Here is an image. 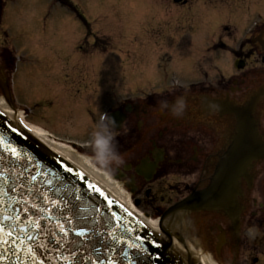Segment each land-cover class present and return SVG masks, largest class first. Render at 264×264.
Here are the masks:
<instances>
[{"label":"flooded vegetation","instance_id":"flooded-vegetation-1","mask_svg":"<svg viewBox=\"0 0 264 264\" xmlns=\"http://www.w3.org/2000/svg\"><path fill=\"white\" fill-rule=\"evenodd\" d=\"M139 7L134 17L137 31L124 25L125 21L120 26L124 31H134L135 38H141L146 30L149 37L141 44L148 47L157 33L170 42L181 34L191 43L199 40L201 24H219L218 42L210 50L225 54L226 66L212 61L206 72L198 62L195 70L201 71V76L189 84L172 80L161 85L159 92L146 93L140 88L154 86L156 77L143 74L140 52H136L139 60L130 70L121 52L107 51V38L93 36L86 15L77 8L47 6L40 12L41 20L35 17L28 31L31 39L42 37L45 46L41 41L38 54L47 55L53 62L54 72L65 82L67 102L83 107L76 136L86 138L90 123L98 130L92 140L113 133L118 158L98 153L132 192L133 200L152 205L171 200L169 205L209 183L219 157L236 132L235 116L210 110L205 97L228 100L233 105L257 97L252 115L264 139V0H141ZM234 24H241V29L238 31ZM5 50L0 49L3 81L10 73L13 76L8 66L15 61L13 51L5 55ZM148 53L154 54L155 60H171L166 50ZM146 77L152 81L144 83ZM106 78H110V84L103 82ZM114 81L127 91L118 93ZM102 95L109 102L96 103ZM178 99L183 101L179 113L174 110ZM110 113L116 115L105 120ZM157 150H162V157L154 159ZM145 162L150 166L146 168ZM240 186L235 212L220 209L187 216L191 241L208 263L264 264V159L253 162L248 180L241 178Z\"/></svg>","mask_w":264,"mask_h":264},{"label":"water","instance_id":"water-1","mask_svg":"<svg viewBox=\"0 0 264 264\" xmlns=\"http://www.w3.org/2000/svg\"><path fill=\"white\" fill-rule=\"evenodd\" d=\"M4 94L9 102L6 89H4ZM210 102L217 109L222 105L218 101ZM226 110L234 113L237 118V133L231 145L216 166L208 186L194 191L164 213V218H167V221L163 224L161 220V234L152 232L103 191L104 195H101L100 192L90 189L88 184L92 183L80 172L0 113V171H3L5 176H17L27 166L24 177H19L16 180V183L24 184V188H17L15 192H12L10 187L13 185V180L9 179L8 183H4L0 179V216L12 214L22 218L21 221L16 222L14 235L18 232L20 239L24 240L25 244L28 243L25 233H45L37 235V241L48 244L49 252L45 253L43 249H40L37 255L44 259L46 264H75V258L64 262L57 260L52 254V258L49 259L51 250L55 247V241L47 233L56 231L62 235L56 227L58 222L63 224L69 233L67 239L76 241L75 244H66L61 249L65 256L69 255V248L73 250L78 248V255L81 257L90 256L92 259L99 257L100 260L106 261L108 256H113L117 264H128V261L120 254L127 250L136 264H151V261L146 259V254L127 247L128 244L140 243L136 239L137 236H147L149 240L155 239L161 243L159 250L145 243L149 252L163 253L160 264H195V260L189 254L185 255L176 250L172 243V237H180V234L176 233V228L180 227L183 216L194 210L220 209L214 207L210 200L214 181L220 176L222 170L226 175L231 174L238 162L241 159H246V170L235 182L234 196L231 202L233 203L239 193L240 178L247 176L253 160L264 159V140L258 134L257 126L251 115L250 103L246 107H230ZM238 137L242 143L241 147H237L235 143ZM11 148L16 149L19 159L10 155ZM2 149H9V151L6 152ZM33 168H35L34 172ZM13 169H15L14 172ZM77 173H80L81 176H77ZM31 175H36L37 180L30 181ZM46 180L51 181V184L45 183ZM30 186L33 189L40 188L42 191H46L50 199L57 200V204L55 206L49 204L50 211L48 213H40L38 209H32L33 203L43 207L44 202L42 197L28 194ZM57 188L60 191H53ZM76 196H79L80 199L77 200ZM65 201L69 202V208H71L69 212H62ZM108 201H113V203L109 205ZM25 207L29 209L28 212L23 211ZM113 212L116 214L115 218H113ZM29 217L33 221L39 219L40 229L32 227ZM69 219L72 221L71 224L68 223ZM80 228H86L85 237L75 235V232ZM117 241L121 242L117 243ZM19 246L17 245V247ZM33 246L35 247V245ZM7 247H12V245H0V256L6 257L0 261V264H17V255L24 264H31V260L23 252L13 255L12 252H15V248L12 249V252H8L5 250ZM83 264H90V261L85 259Z\"/></svg>","mask_w":264,"mask_h":264},{"label":"rangeland","instance_id":"rangeland-1","mask_svg":"<svg viewBox=\"0 0 264 264\" xmlns=\"http://www.w3.org/2000/svg\"><path fill=\"white\" fill-rule=\"evenodd\" d=\"M68 1L82 12H85L86 21L93 36L98 37L100 40H102L101 37L109 40L110 46L107 51L113 50L123 54L130 70H132V63L139 60V58L136 59V52H140L139 54L144 63L140 66L143 74L156 77V80L152 82L155 87L140 88L145 90L146 93L159 92L161 85H164L165 82L170 83L172 80L189 84L201 76V71L195 70L198 62L201 64V69L206 72L210 71L209 63L212 61L217 62L219 66H226L227 64L228 60L225 54L210 50L212 45L218 42L221 31L219 24L211 23L210 21L201 24L197 30L199 40L191 43L188 37L184 38L181 34H178L176 39L170 42L165 40L161 33H157L148 47L141 44V41H147L146 39L149 37L146 34V30L141 35V38L133 36L135 34L134 31H137L138 27L135 18L126 17L124 24L128 28H133L134 31H128L127 29L124 31L120 26V22H124L123 16L127 14L128 16H133L134 12H139L138 8H140L141 0ZM2 2L3 0H1ZM4 2L5 6L0 22V49L2 47L5 49L10 48L15 58L14 78L11 81L15 99H12V109L24 110L26 107L31 110L30 118L26 117L27 120L29 118L30 122L37 123L53 133L56 139L59 140L58 142L67 146H71V142L80 144L81 147H74L78 152L76 155L86 158L92 168L99 174L109 175V177L111 176L112 179H115L113 176L115 171L108 167L110 163L107 160L100 157L99 150L95 148V139L92 140L93 134L98 131L97 127L90 123L86 129V138H73L74 135L79 134L76 131L81 117L80 109L83 107H77L76 105L79 103L67 102V96L64 91L65 82L57 77L54 72L53 62L47 58V55L42 57L38 54L41 50L42 37L41 40L40 38L31 39L29 37L28 27L35 17H37L38 21L41 20L40 12L47 9V5L51 4V0H4ZM104 4H107V7L101 6ZM130 5H133L131 7L133 10L129 9ZM122 7L125 9H122ZM120 9L124 12L127 11V13L122 14ZM220 17L225 20L229 19L224 15ZM233 26L238 31L242 27L241 24H234ZM177 32H182V30H177ZM149 35L150 37L154 36L151 31ZM42 44L45 46L43 41ZM162 50H166L171 54V60L162 57L155 60L156 56L148 53L149 51L156 53ZM9 66L8 69L10 68ZM166 75L167 79L165 80ZM11 76L10 73L8 77L11 78ZM134 78H137V72ZM0 79L2 80L1 77ZM151 81L152 79L147 77L144 79V83ZM103 82L110 84V78H106ZM112 85H115L116 91L120 94L127 91V88L121 86L118 81H114ZM0 96H2L1 88ZM98 99H100V102H97ZM97 100L96 103L98 104L109 102L107 101L108 98L103 95L99 96ZM87 107H85L86 110ZM115 181L121 184L120 181L118 182L116 179ZM136 201L139 202L136 207L140 211L155 219L159 215L160 210H163L167 206V202L171 200H166L163 205H152L144 200H132L133 203H136Z\"/></svg>","mask_w":264,"mask_h":264},{"label":"snow or ice","instance_id":"snow-or-ice-1","mask_svg":"<svg viewBox=\"0 0 264 264\" xmlns=\"http://www.w3.org/2000/svg\"><path fill=\"white\" fill-rule=\"evenodd\" d=\"M6 88V85H4ZM226 108L227 105H224ZM15 130V129H13ZM237 147H241L242 143L240 138L238 137L236 140ZM3 151H9V149H2ZM10 155L13 158L19 159V156L17 154V151L15 148L10 149ZM154 159H159L162 157V150H157L153 153ZM247 160L241 159L236 167L233 169L231 174H225L222 170L220 176L214 181L212 191L210 192V200L214 207L220 208L225 210L226 212L231 206V202L234 196V186L235 182L238 179L239 176L243 175L246 170ZM150 162H145V167H149ZM13 172L15 169L12 170ZM24 171H27V166H25ZM24 171H21L17 176H5L3 171H0V179L3 180L4 183H8L9 179L13 180V185L10 187V191L15 192L17 188H24L25 185L21 183H16V180L19 179V177H24ZM35 171V168H33V172ZM68 171H71V169H68ZM77 176H81L80 173H77ZM27 179V177H25ZM37 176L31 175L30 181H36ZM45 183L51 184V181L46 180ZM88 187L96 192H100L101 195H104V193L95 185L88 184ZM53 191H60V189H54ZM28 194L29 195H38L43 198L44 206L39 207L36 203H33L31 205L32 209H38L40 213H48L49 207L48 205L51 204L55 206L57 204V200L50 199L48 196V193L46 191H42L40 188L28 187ZM76 199L79 200L80 197L76 196ZM105 199H107L105 197ZM109 205L113 203V201H108ZM24 212H28L29 209L25 207L23 209ZM71 211V208H69V202L65 201L63 204V210L62 212H69ZM113 218L116 217V214L112 213ZM21 217L19 215H2L0 216V245H8L11 244L12 247H7L5 250L8 252H12V249L15 248V252H12L13 255H17V253L23 252L26 257H28L31 260V264H46L45 260L42 258H39L37 253L40 251V249H43L45 253L49 252L48 244L39 243L37 241V235H44L45 233H36L31 234V232L25 233V239L27 240V244L24 243V240L20 239L19 233L16 232L14 235V231L16 229V222L21 221ZM31 222L32 227L35 229H40L41 225L39 223V219L33 221L31 217L28 218ZM11 221V223H8ZM71 219L68 220V223L71 224ZM56 227L59 229V233L62 235H59L56 231H50L47 233V235H50L52 240L55 241V247L51 250V254L49 255V259L52 258V254L55 255V258L60 261L67 262L71 260L72 258H75V264H83V261L85 259L90 261V264H117L116 260L113 258V256H108L105 260H100L99 257L96 259H92L89 257H81L78 255L79 249L73 250L72 248L68 249L69 255L65 256L64 253L61 251L65 247L66 244H75L76 241H69L68 235L69 233L65 230V227L63 224L57 223ZM86 234V228H80L78 231L75 232V235L77 237H85ZM136 239L140 241V243L135 244H128V248H134L139 251L141 254H146V259L151 261V264H160L163 253H151L149 252V249L145 247V243L149 244L152 248L159 250L161 248V243L156 241L155 239L149 240L147 236H137ZM121 241H117V243H120ZM17 245H20L17 247ZM35 245V247L33 246ZM115 251V250H113ZM125 260L128 261V264H136V262L132 259V257L129 255V252L127 250H124L120 253ZM6 257L0 256V261L4 260ZM17 264H24L23 261L20 260V257L17 255Z\"/></svg>","mask_w":264,"mask_h":264},{"label":"bare ground","instance_id":"bare-ground-1","mask_svg":"<svg viewBox=\"0 0 264 264\" xmlns=\"http://www.w3.org/2000/svg\"><path fill=\"white\" fill-rule=\"evenodd\" d=\"M106 5L107 4L101 6L107 7ZM132 6L133 5H130V8ZM122 9L125 8L122 7ZM122 11L123 10H121V12ZM131 18H134V16H131ZM0 110H2L4 113H6L9 116H12V112L9 110V107L6 105V102L2 96H0ZM17 119L24 126V128H26L27 131L31 135H33L36 139H38L41 143L46 145L54 152L63 156V158L73 166L82 170L94 182H97L117 200H119L124 205H126L133 213L137 214L140 218H142L145 222H147V224L150 227L154 229L157 228V221L153 218L146 217L144 213L139 211L134 206L130 198V194H128V192H126L125 189L122 188L120 184L118 185L109 176L99 174L96 170L92 168V166L88 163L89 161L86 158L78 157L76 155V153H78L77 150L73 149L71 146H67L61 142L56 141L54 138L50 137L43 128L27 123L22 118L20 112L17 114Z\"/></svg>","mask_w":264,"mask_h":264},{"label":"clouds","instance_id":"clouds-1","mask_svg":"<svg viewBox=\"0 0 264 264\" xmlns=\"http://www.w3.org/2000/svg\"><path fill=\"white\" fill-rule=\"evenodd\" d=\"M183 107V101L181 99H178L176 101V104L174 105V110L179 113V111ZM95 148L100 151L101 154H107V157L111 158H118V153L116 150V146L114 143V135L111 133L107 137H99L97 136L94 141ZM99 158V157H98ZM250 232H253L254 229H250Z\"/></svg>","mask_w":264,"mask_h":264}]
</instances>
